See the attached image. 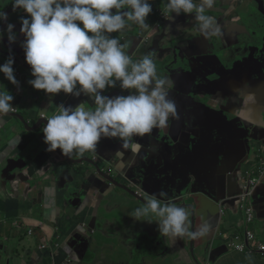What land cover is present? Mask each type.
Wrapping results in <instances>:
<instances>
[{"label":"clouds","instance_id":"clouds-1","mask_svg":"<svg viewBox=\"0 0 264 264\" xmlns=\"http://www.w3.org/2000/svg\"><path fill=\"white\" fill-rule=\"evenodd\" d=\"M217 2L165 0L163 15L172 23L181 15L192 17L202 35L220 36L221 27L216 18L206 14ZM12 8L26 14V18L20 19V33L24 36L21 48L25 62L34 77L28 81L30 86L52 96L62 92L66 96L78 98L83 95L91 100V107L83 103L75 107L63 103L56 105L54 114L49 118L41 113L42 119L47 118L43 126L46 151L59 150L65 157L78 159L85 152H95L102 139H117L127 144L135 138L151 136L153 130L166 129L170 126V120L178 119L176 102L169 97L171 84L158 74L155 53L148 52L141 59L133 61L125 51L129 45L121 43L119 37L113 35L122 34L132 22L144 30L145 40L155 38L159 24L151 25L148 22L153 12L150 0H13ZM7 21L8 14L0 11V25H6L0 31V42L6 35L9 44H13L17 41L15 25ZM9 53L6 62L0 65V74L22 92L24 89L15 77L11 49ZM117 86L129 94H103ZM13 100L9 92H0V118L11 112L19 115L26 113L23 107L22 112L18 113L16 108L21 106H13ZM52 104L50 102L49 105ZM240 194L235 198H239L237 209L242 212L241 221L229 229L224 228L223 222L226 216H234L226 215L230 204L222 205L221 200L219 211L216 214L211 211L212 218L218 216V222L213 227L208 226L206 220L208 211L202 210L211 209L210 206L218 209L217 204L210 202L205 207L200 206L199 211L195 209V231H191L192 220L188 209L178 207L184 201L170 202L180 197L167 201L165 191L148 196L130 216L137 222L148 223L152 221L144 218L155 216L154 222L160 236L169 237V247L173 248L169 254L180 255L185 250L193 256L196 264L204 258L202 241L212 240L214 246L220 237L228 249L216 255L215 264L226 251L239 250L229 243L233 231L247 227ZM197 217H200L199 221ZM254 220L248 225L252 231ZM207 235L212 239H208ZM55 240L57 242L52 243L62 250V235ZM259 243L264 244V241L259 240ZM239 251L253 254L249 249ZM126 252L127 248H122L121 253ZM254 253L264 258L261 252Z\"/></svg>","mask_w":264,"mask_h":264},{"label":"water","instance_id":"water-1","mask_svg":"<svg viewBox=\"0 0 264 264\" xmlns=\"http://www.w3.org/2000/svg\"><path fill=\"white\" fill-rule=\"evenodd\" d=\"M213 17L216 18V14H213ZM191 21L196 26L192 18ZM162 22H154L152 25L159 24L160 29L166 27L165 23H168L169 30L172 28V22L168 20ZM217 22L221 27L220 21L217 20ZM130 28V26H127L125 29ZM15 33L17 35L15 43L9 44L7 37L0 42V65L6 62L10 54L9 49H11V54L14 57V73L16 72V66L19 65L14 54L21 55V58L25 60L24 52L21 48L24 38L19 32L15 31ZM238 33L244 34L243 31H238ZM172 34V32L161 30L155 37L156 40L153 46L158 50L159 58L167 59L166 62H163L165 73L162 71L157 72L161 77L169 80L171 84L169 97L176 102L178 114L179 98L185 94V72L196 75L200 84L214 86L220 84L222 79L215 83L216 81L210 80L212 74L218 73L223 78L225 76L224 73L234 74L237 71V65L231 70H226L222 65L220 58L225 56V51L221 52L220 49L223 47L220 42L214 40L217 36L210 37V42H207V45L204 46L199 38H195L196 36L192 33L187 37L184 36L183 32H177V35L169 42ZM197 34L202 36L199 31L195 33V35ZM3 49H6L7 52H4ZM161 53H164V55H161ZM246 60L251 66L259 67L264 71V60L256 58L253 54H250ZM198 65L199 69L196 70ZM27 72V75L23 73L19 81L23 82L26 76L32 79L31 69L28 68ZM23 89L22 92H19L17 86L12 85L4 78L3 74H0V92H9L13 95V106L19 104L26 112L21 115L11 112L0 118V134H3L0 140V153L14 145L5 144L3 138L13 127L19 128V121L29 131L40 127L38 129L39 133H36V135L40 136L43 134V126L47 123V118L35 119L28 115V111L34 108L48 111L54 105L61 103L73 107L78 100L84 99L83 96L78 98L70 95L66 96L62 92L52 96L45 94L43 91L34 90L30 84L25 85ZM261 93L264 98V90L262 88ZM225 98L227 97L225 96ZM50 102L53 103L51 106L49 105ZM194 109L205 118L206 124L209 126L203 135L196 138L197 140H195V135L190 138V134L175 130L174 126L178 123H174V120H172L173 125L170 128L153 130L151 136H146L142 139L135 138L127 144L121 141L114 146L110 143L103 144L102 151L98 152L100 154L98 160L90 157L86 152L78 159L67 157L69 160L78 161L80 169L72 178H65L63 175L54 176L53 181L46 185V189L53 193L52 196H42L40 201L42 205H48L49 207V210H45V212L53 213L56 211V217H63L67 223H73L74 225L65 240L64 253L67 257H73L78 264H87L94 262L96 257L101 254V250L110 251L124 248L119 244H114L113 240L112 242H110V239L105 241L108 237L107 231L102 235L103 245L95 238L94 233L103 227L107 215L112 213L109 208L102 205L112 192L120 190H124L136 199L144 200L149 193L154 192L149 187L152 180L161 191L167 192V201L176 197L180 198L170 202L184 201V204L178 207L188 209L192 220L191 231H195L194 211L195 209L199 211L200 206L205 207L206 204L213 202L218 207L221 200H223L222 205L228 203L230 204L229 209L236 213L238 212L239 198H235V196L243 191L241 178L244 173L242 171H245L251 165L254 155H260L261 151L251 152L250 144H247L248 148H245L243 159H235L232 156V151L234 150L232 136L240 135L243 142H245L248 139V130L238 124V119L229 118L230 114L233 113L232 110L226 113L225 111H212L201 103H195ZM206 110L210 111V113H206ZM177 120L181 122L182 117L178 116ZM222 120H225L226 135L216 136L215 141L218 144H209V135L213 137L214 131H223ZM256 120L264 124V109L258 113ZM7 126L10 129H7ZM242 130H247V132L242 133ZM33 138L35 141L38 139L35 135ZM103 140L105 142L112 139ZM42 145L46 154H49V156L52 154L50 156L52 159L57 157L66 158L59 150L55 152L46 151L47 146L44 140ZM219 148L227 150V152L221 151ZM35 152L41 154L40 151L36 150ZM17 155L20 158L26 157L28 159L21 165L23 160L14 158ZM207 156H211V159L207 160ZM3 157H0L3 159L0 161V188L11 187V181L14 179L23 180L26 177L23 170L28 163H31L34 159H39L22 146L11 150L6 159L5 156ZM196 160L199 164H197ZM4 161H6L5 166H3ZM83 162H87V166L90 165L92 169H88ZM245 163L246 167L242 168L240 173L239 170L242 164ZM225 164L227 166L226 172L222 176L215 175L214 168ZM202 166H204V169H201ZM81 167L84 168L81 169ZM202 172L206 174L207 179L203 178ZM209 182L213 184L208 187L206 183ZM198 196L201 197L199 202L196 201ZM226 197L230 199H226ZM143 203L144 201L141 204ZM186 203L189 204L186 205ZM253 205L256 211V218L264 220V181L256 188L253 195ZM206 211H208L206 215L208 226H215L218 222V216L212 218L213 211L209 208ZM217 211H219V207ZM65 216H69V218H65ZM199 218L197 217L198 221L200 220ZM240 221L241 219L238 220L235 215L228 217V219L226 217L223 222L224 228L229 229ZM207 238L212 239L208 235ZM91 240L94 242L93 247L89 245ZM206 241H208L207 244H205ZM206 241H202L204 258L199 264H214L216 255L222 253L228 247L226 244H215L212 246V240ZM90 249H94V252L91 253Z\"/></svg>","mask_w":264,"mask_h":264},{"label":"crops","instance_id":"crops-1","mask_svg":"<svg viewBox=\"0 0 264 264\" xmlns=\"http://www.w3.org/2000/svg\"><path fill=\"white\" fill-rule=\"evenodd\" d=\"M164 1L165 0H150L153 8L160 7V9L164 8L165 5L162 6V3ZM156 2H158L157 5ZM12 3L13 0H0V11H4L8 14L7 22L14 24V31L20 33V19L21 17L26 18V14L22 10L14 11L12 8ZM252 3H254L255 6H253ZM217 4H226L227 7H229L230 10L237 16V27L251 33L252 30L250 28V23L251 25H255V22L252 20L249 21L248 18L250 16H254L257 18L259 17V13L256 11V8L263 7L262 12H264V0H251V4L246 6H244L242 0H218ZM215 7H217V5H215ZM214 13L221 15V18L224 17L220 9L216 8ZM227 14L230 13L228 12ZM156 18L157 16L153 10L152 14L148 17V22L152 25L154 24V22L159 21H155ZM191 18L192 17H186L184 15L176 17L175 21L171 24L172 28L176 27L175 30L177 32H183L184 36L187 37L190 33L194 34V36H196L195 38H199L200 42L204 46H206L207 42H210V37H205L204 35L200 36L199 34L195 35V33L198 32V29L192 23ZM165 25L166 27L158 29V33H160L161 30L171 32L172 28L169 30L168 23H165ZM128 26H130L131 28L124 29L122 34H113L119 37L121 43H127L129 45L125 48V51L132 56L133 61L141 59L142 56L147 54L148 52H154V60L156 63L157 71H162L163 73H165V65L163 62H166L167 59L159 58V52L156 48H154L155 46H153V44H155L156 38L145 40V32L137 24L131 22ZM4 28H6V25H0V31H2ZM6 37L7 36L5 35L4 38ZM22 37L24 38L23 35ZM257 39L260 38L257 37ZM220 51L224 52L225 48H221ZM161 55H164V53H161ZM14 56L16 57V61L19 63V65L16 66L15 72L16 78L19 81L23 73H25L26 75L28 74L27 69L30 68V66H28L25 60L21 58V55L14 54ZM29 80H31L29 76H26L23 82L19 81V84L22 86V88H24L25 85H29ZM103 94L108 96H115L128 95L129 92L122 91L119 86H117L114 89L106 90ZM83 97L84 99L81 101L78 100L75 106L83 103L87 107H91V100L86 96ZM55 106L56 105L51 107L48 111L45 110L41 113L47 115V117L49 118L54 114ZM16 110L18 113H21L22 107H17ZM21 125V128L13 127L4 135L3 141L5 144H11L17 135L19 136L20 140L8 150L2 151L0 153V157L4 158L3 156H5L6 159L8 153L11 150L18 148V146H22L39 159H34L31 163H28V165L23 170L26 176L23 178V180L14 179L11 181V187L0 188V264H78L73 257H67L64 253L65 240L68 237L71 228L74 227L73 223H67L63 217H56V211H54L53 213L45 212V210H49V207L48 205H42L40 201L42 196H52L53 193L50 190L46 189V185L53 181L54 176L63 175L65 178H68L70 177L69 170L75 169L77 173V171L80 169V163L78 161L69 160L67 159V157H53L54 159H52L50 157L52 156V154L49 156V154H46L45 151H43V134L38 136V139L36 141L33 138L32 144H21L24 140L28 139L32 135H36V133H39L38 129L40 128L38 127L32 131H29L24 129V124ZM261 126L263 127L264 124H261ZM255 127L259 128L260 125L255 124ZM263 132L264 130L262 129L259 132V137L264 138ZM250 137H252L251 133L248 135V139ZM232 139L234 141V150L232 151V156L238 160L243 159L245 148H248L246 141L243 142L240 135H233ZM118 142L119 140L117 139H112L111 141L107 140L105 142L102 139L98 144L95 152L86 153L98 160L100 157V154H98V152L102 151L103 144L110 143L114 146L116 144H119ZM209 144L211 143L209 142ZM35 148L37 151H40L41 154H37L35 152ZM260 155L264 157L262 151L260 152ZM1 158L0 161L3 160ZM14 158L23 160L21 165H23L28 159L26 157L20 158L18 155ZM4 163L6 164V161H4ZM243 165L244 164H242L239 170L240 173ZM87 167L88 169H92L90 165H88ZM226 167V164L215 167V175L222 176L226 172ZM248 168L245 169V171H242V173L245 174ZM201 169H204V166H202ZM202 175L203 178H208L204 172H202ZM210 184L213 183H206L208 187ZM200 198L201 197L198 196L196 198V201L199 202ZM134 224L139 225L140 228L143 227L137 222H134ZM148 227L151 229V236L148 237V242H150L155 237H160L165 238L167 245H169V237L160 236L157 230L155 233H153L152 227ZM140 228H136L137 234L136 241H133V251L129 252V255H126L124 258H122V260H125V262H127L128 264H132V257L135 252L140 253V258L137 264H141L142 262L148 264L147 261H150V264H196L194 262L193 256L185 250L180 255H172L169 254V252L156 253L148 250L147 247H143L140 244V238L144 235L141 232ZM30 231H33V233L30 234ZM60 234L62 235V250L60 249V247L59 249L54 247V244L52 243L53 241L57 242L55 238L60 236ZM107 235L108 237L105 241L113 239V235L110 232V227L107 230ZM115 237L130 238V227L126 225L121 236L117 234L115 235ZM44 243L48 244V248L46 250H40L39 247ZM142 250H146L147 253L144 257L141 258V255L143 253ZM103 251V264H119L120 258L118 257V255H116V257L114 258H111L109 254L105 253V250ZM73 256L76 257L74 254ZM100 256L101 254L97 257ZM87 264H100V262H97L95 259L94 262ZM215 264H263V257L259 253L249 254L236 249H230L223 253L217 259Z\"/></svg>","mask_w":264,"mask_h":264},{"label":"flooded vegetation","instance_id":"flooded-vegetation-1","mask_svg":"<svg viewBox=\"0 0 264 264\" xmlns=\"http://www.w3.org/2000/svg\"><path fill=\"white\" fill-rule=\"evenodd\" d=\"M244 6L250 5L251 0H242ZM255 6L254 3H252ZM216 8L222 11L221 18L219 14H216V19L221 23V32L220 36H217L214 40L220 42L223 48H231L233 53H231L227 59L224 56L221 59L222 65L226 70L233 69L236 65L237 71L232 73H224L225 76L221 78V75L214 73L211 75L210 80L216 81L218 83L222 79L221 83L214 86H205L200 84L197 81V77L194 74L184 73V90L185 94L179 98V113L178 116L182 117L181 122L174 119V129L177 131H184L190 134V138L195 135L196 138L204 134L205 130L208 129V124H206L205 118L199 115L195 109V103L204 104L208 109L212 111H225L228 112L232 110L233 113L230 114V119H238V124L247 130H242V133L247 132L248 135L251 133L252 136L259 137V132L263 129L261 122L256 120L258 113L264 109V98L261 93V88L264 90V71L259 67L251 66L247 62V58L250 54H253L256 58L264 60V12L262 8H256V11L259 13V17L250 16L249 21H254L255 25H251V32L245 31L237 27V16L233 13L226 4H217V7H214L210 11L214 12ZM230 14H227V13ZM176 27L172 28L171 32L174 33ZM232 31H243L251 35L250 39H244L242 41L234 38V33L230 35ZM260 38V39H257ZM234 42H231V41ZM243 49V51H239ZM251 49V51H249ZM220 56V54H219ZM199 69V65L196 70ZM225 96L227 98H225ZM206 113L210 111L206 110ZM25 114V113H24ZM173 121L170 120V126L173 125ZM225 120H222V125L224 126L223 131L218 134V131H214L213 137H210L211 144H218L215 141L216 136L226 135ZM254 123V124H253ZM22 123L19 121V128L22 127ZM255 124H259L260 127L256 128ZM7 129H10L7 126ZM3 134H0V140L2 139ZM213 138V139H212ZM219 150L227 152L222 148ZM230 151V150H229ZM207 160L211 159V156L206 157ZM197 161V160H196ZM197 164L198 161H197ZM5 166V163H3ZM219 167V166H218ZM211 210L216 214L217 209L215 206H210ZM121 247L127 248L125 245ZM144 247V246H143ZM148 250H151L156 253L163 252H172L173 248L169 247L166 243L165 238L155 237L147 245ZM95 249V248H94ZM94 249H90L91 253L94 252ZM143 253H147L146 250H142Z\"/></svg>","mask_w":264,"mask_h":264},{"label":"rangeland","instance_id":"rangeland-1","mask_svg":"<svg viewBox=\"0 0 264 264\" xmlns=\"http://www.w3.org/2000/svg\"><path fill=\"white\" fill-rule=\"evenodd\" d=\"M218 9V8H217ZM206 14L213 16V14H215L214 12L208 11ZM235 34L234 38H236L237 40H244V39H250L251 35L249 33H245V34H239L237 31H232L230 33L231 34ZM177 35V31L175 30L173 35L171 36V38L169 39V42L173 40L174 36ZM231 42H234L233 40ZM4 52H7L6 49H3ZM239 51H243V49H240ZM233 53L232 49L227 47L225 49L224 55L227 57H229V55ZM41 112L42 109L40 108H34L30 111H28V115L29 116H33L35 119H39L41 118ZM24 129L27 130V128L25 127ZM263 130H264V126H263ZM264 133V132H263ZM34 135H32L31 137H29L28 139L23 141V144H32V139H33ZM35 137H38V135H35ZM20 140L19 136L17 135L16 138L14 139V141L11 144H15ZM246 144H250V151L251 152H258V151H262L264 154V138L261 137H250L249 139L246 140ZM84 164H86L87 166V162H83ZM85 166V167H86ZM246 165H243V168H245ZM84 167H81V169ZM76 174V170L75 169H71L69 170V175L70 177H74ZM149 187L154 190V192L149 193L144 200H139L134 198L131 194L125 192L124 190H120V191H114L112 192L104 201L103 203V207H107L109 208V210L112 211V213L107 215V218L104 220V224L103 227L99 230H97L94 233L95 238H97L101 244H104V241L102 239V235L106 233L107 228L110 227V232L113 235L114 239H110V242H114V244H119L121 245H125L127 247V252L126 253H121L122 249L118 250V249H112L110 251L105 250L106 254H109V256L111 258L116 257V255H118V257L120 258L119 264H126L127 262H125V260H122V258H124L126 255H129V252L133 251V241H136V228H140L139 225H135L134 222L135 221L130 214L138 207L142 206V201H146L147 197L152 195V194H158L159 192H161V190L156 186V183L152 180L151 184H149ZM202 211H206L202 210ZM227 214H233L236 216V218L239 220L242 217V212L239 210L237 213L234 212L232 209H228L226 212ZM227 217V216H226ZM65 218H69V216H65ZM144 219H148L151 220L152 223H148V222H137L139 223L141 226L140 230L143 233V235L148 238L151 236V229L148 226L152 227V232L155 233L157 230V224L154 222V216H149L147 218ZM228 219V217H227ZM129 226L130 227V232H131V237H120V238H116L115 235H119L121 236L123 230L125 229V226ZM251 228L256 232V234L258 235V239L261 241H264V220H261L259 218H256L254 220V222L251 224ZM224 241L219 237L216 241V245L218 244H223ZM207 244V243H206ZM90 247H93L94 242L91 240L89 243ZM146 253H142L141 258L145 256ZM104 255V251L101 250V256L96 258L97 262H100V264H103V256ZM140 258V253H134L132 259L133 262L132 264H137L138 260ZM148 264H150V261H147ZM128 264V263H127ZM141 264H145L144 262H142ZM263 264H264V258H263Z\"/></svg>","mask_w":264,"mask_h":264},{"label":"built area","instance_id":"built-area-1","mask_svg":"<svg viewBox=\"0 0 264 264\" xmlns=\"http://www.w3.org/2000/svg\"><path fill=\"white\" fill-rule=\"evenodd\" d=\"M165 5V1L162 3V6ZM164 8L155 9V14L157 18L155 21L162 22L166 19L164 18ZM264 179V157L256 154L253 157V162L249 166L247 172L241 178V186L243 192L239 195L240 205L243 210H245V223L247 227L244 230H235L232 233V239L229 243L230 246L237 248L239 250L249 249L250 253L261 252L264 255V244L259 243V239L254 231H252L248 225L254 220L255 217V208L252 204V196L255 189L263 183ZM33 231H30L32 234ZM58 248V245H54ZM41 250H46L48 244H41L39 247Z\"/></svg>","mask_w":264,"mask_h":264},{"label":"trees","instance_id":"trees-1","mask_svg":"<svg viewBox=\"0 0 264 264\" xmlns=\"http://www.w3.org/2000/svg\"><path fill=\"white\" fill-rule=\"evenodd\" d=\"M158 4V2L156 3V5ZM3 8V7H2ZM155 8V7H154ZM153 8V10H154V12H155V9ZM255 234H256V232H255ZM257 235V234H256ZM257 237H258V235H257ZM140 244L142 245V246H144V247H147V245H148V238H146V237H144V236H142L141 238H140Z\"/></svg>","mask_w":264,"mask_h":264}]
</instances>
